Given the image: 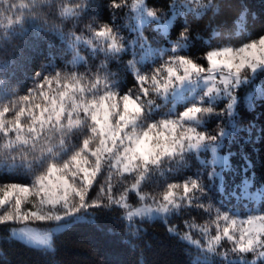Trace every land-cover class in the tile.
Returning <instances> with one entry per match:
<instances>
[{"label":"snow or ice","instance_id":"6c2138e0","mask_svg":"<svg viewBox=\"0 0 264 264\" xmlns=\"http://www.w3.org/2000/svg\"><path fill=\"white\" fill-rule=\"evenodd\" d=\"M40 2L0 0V17L23 30L26 19L38 18ZM110 6L127 9L131 23L123 27L130 39L115 12L109 23L85 25L90 35L54 29L68 44L73 68L87 64L81 48L102 56L95 70L78 74L47 65L18 97L0 73V176L25 178L0 180V226H9L11 240L52 254L58 234L119 210L129 245L145 222L159 221L195 251L192 264H264V186L250 191L246 156L234 164L230 150L221 154L237 140L252 142L254 129L242 126L241 108L264 106V83H256L264 77V35L239 47H212L193 32L189 15L227 18L234 0H169L166 12L148 0H111ZM94 7L93 0H59V15L79 21ZM240 8L233 23L243 30L248 7ZM212 36L231 39L219 28ZM197 41L208 47L204 62L191 55ZM125 56L123 70L134 81L127 90L109 70ZM243 89L249 91L241 96ZM256 199L260 206H248Z\"/></svg>","mask_w":264,"mask_h":264},{"label":"trees","instance_id":"16d2710c","mask_svg":"<svg viewBox=\"0 0 264 264\" xmlns=\"http://www.w3.org/2000/svg\"><path fill=\"white\" fill-rule=\"evenodd\" d=\"M168 2L169 0H148V5L166 12ZM234 2L236 7L227 18L213 19L211 13H208L202 19L196 20L189 15L188 21L193 32L199 33L204 41L210 42L212 47L223 43L234 45L246 43L259 35H264V0H234ZM93 3L95 7L89 14L83 15L79 21H73L63 20L60 17L59 0H41L37 6L38 18L26 19L23 30L18 25H14L11 29H2L0 64L7 62L8 67L6 70L0 69V73L7 76L8 83L17 97L24 95L31 86L34 73L43 70L47 65L54 64L58 70H74L78 74H84L89 69L95 70L102 59V56L96 58L87 56L86 50L81 48L87 64H78L73 68L71 65L73 57L68 50V44L54 29L58 28L64 36L71 32L90 35L86 32L85 25L94 23L99 26L109 23L112 20V13L115 12L116 24L131 36L123 27L131 23L126 15V8H111V0H93ZM241 3L247 5L248 12L244 19L243 30H238L233 19L240 14ZM24 11L27 14L29 10ZM212 28L231 33V39L226 41L213 37ZM150 30L146 28L144 32L151 41L153 35ZM207 50L208 47L203 41H197L196 46L191 50V55L198 62H204L201 57ZM129 58L125 56L120 64L115 62L109 64V70L116 73L117 78L122 81L124 90L134 85L131 75L123 70V65ZM241 114L242 126L245 128L251 126L254 129L252 142L244 143L237 140L235 143L227 144L223 151L230 150L234 154L232 157L234 164H239L241 155L246 156L251 161L249 178H254L255 184L264 185V138L260 135L261 129H264V106L258 105L252 111H246L242 107ZM209 130L215 132V123L209 125ZM240 135L243 141L248 140V136L244 133ZM190 164L191 172H195L196 162L192 160ZM0 180L24 182L25 178L0 176ZM192 215L196 217L198 223L203 222V217L197 216L196 213ZM118 216L119 210L100 212L96 225L71 226L57 235L55 251L52 254H44L11 240L9 226L2 225L0 226V264H192L195 251L171 237L161 222H145L142 225L141 237L129 245L124 239L123 226ZM174 222L179 224L180 220L176 219Z\"/></svg>","mask_w":264,"mask_h":264},{"label":"rangeland","instance_id":"374dc122","mask_svg":"<svg viewBox=\"0 0 264 264\" xmlns=\"http://www.w3.org/2000/svg\"><path fill=\"white\" fill-rule=\"evenodd\" d=\"M16 2L19 3L20 0H16ZM24 2H25V3H28V2H30V0H24ZM5 7H6V6H5ZM7 15H10V16L15 17L14 15H16V13H8ZM14 25H15V24L9 25L8 22H7V19H5V18H3V17H0V33L3 31L2 29H11ZM121 28H122V27H121ZM150 29H151V28H150ZM150 32H151V30H150ZM121 34H122L126 39H130V38H131V36H128V35H127V32H123L122 29H121ZM144 35H145L146 37H148V36L145 34V32H144ZM152 35L154 36L153 33H152ZM148 38H149V37H148ZM241 44H243V43H241ZM241 44H237V45L231 44V45L234 46V47H239ZM81 55H83V53H81ZM256 83H257V84H262V83H264V77H260V78H258L257 81H256ZM248 91H249V89H243V90L241 91V96H244ZM221 154H227V152H225V151L222 150V153H221ZM261 186H264V185L253 183L252 188L250 189V191H251L252 193L255 194V193L257 192V189H258L259 187H261ZM260 203H261V202H260L259 199L251 200V201H248V206H251V207H258V206H260ZM229 207H231V205H229Z\"/></svg>","mask_w":264,"mask_h":264}]
</instances>
